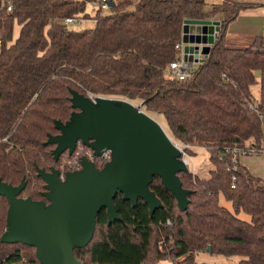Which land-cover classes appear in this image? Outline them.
<instances>
[{
  "label": "trees",
  "instance_id": "trees-1",
  "mask_svg": "<svg viewBox=\"0 0 264 264\" xmlns=\"http://www.w3.org/2000/svg\"><path fill=\"white\" fill-rule=\"evenodd\" d=\"M94 1L0 0V180L12 187L24 180L18 198L48 204L36 168L49 172L60 165L62 156L55 162V146L45 142L59 133L54 122L66 123L75 112L70 91L139 101L146 114L162 116L192 156L190 149H205L209 168L204 177L177 174L188 192L182 209L157 176L148 187L160 203L152 216L144 201L132 207L118 193L116 219L110 222L102 209L91 242L74 257L81 264H196L204 253L264 264V183L223 155L225 147L264 150L262 40L244 49L225 42L238 15L264 8V0H119L106 14L86 13ZM74 17L95 26L73 31L61 24ZM185 20L220 25L209 54L179 81L166 71L180 56L175 47ZM7 209L0 196V237ZM0 264L40 263L34 248L0 243Z\"/></svg>",
  "mask_w": 264,
  "mask_h": 264
},
{
  "label": "water",
  "instance_id": "water-1",
  "mask_svg": "<svg viewBox=\"0 0 264 264\" xmlns=\"http://www.w3.org/2000/svg\"><path fill=\"white\" fill-rule=\"evenodd\" d=\"M219 25L209 20L184 21V61L197 64L209 54ZM70 94L75 112L66 123L55 121L59 133L49 135L45 142L55 146L54 161L65 153L71 157L78 145L89 148L97 158L110 151V161L97 169L82 158L81 169L66 174L64 180L54 168L49 172L36 168L44 182L42 196L48 204L18 198L25 188L24 180L17 187L0 180V196L8 203L0 243L34 248L40 264H81L74 250L91 242L96 217L102 209H106L110 222L116 219L113 200L118 193L132 207L139 199L144 201L152 216L160 205L148 189L154 176L160 178L178 208L187 206L188 192L182 189L177 174L188 170L162 127L142 111V103L136 107L126 100H91L75 91Z\"/></svg>",
  "mask_w": 264,
  "mask_h": 264
},
{
  "label": "rangeland",
  "instance_id": "rangeland-1",
  "mask_svg": "<svg viewBox=\"0 0 264 264\" xmlns=\"http://www.w3.org/2000/svg\"><path fill=\"white\" fill-rule=\"evenodd\" d=\"M133 1V0H131ZM116 2H119V0H116ZM87 11L90 13L91 8L88 5ZM105 14L108 13V10H102ZM93 14V13H91ZM95 26V22L93 20H79L75 24L69 25L67 28L73 31H81V30H89L93 29ZM19 27L15 26L14 28V38L18 36ZM256 90V89H255ZM255 97H258V93L255 92ZM133 105L138 107L140 105L139 101H130ZM152 117L158 124L162 127L164 132L167 134V136L171 139V141L176 142L170 135L169 130L164 122V119L160 115L152 114L149 115ZM180 145H182L179 142H176ZM183 146V145H182ZM189 149H186V155L190 157V167L189 171L197 173L201 177H204L206 175V172L209 168V154L205 149H190L192 152L195 153L194 156H192L189 152ZM91 154L90 151L86 149V147H83L81 145H78L76 148L75 153L68 157L67 155H63L60 161V165L57 168V170L60 172L61 178L64 180L65 175L68 173H72L75 171L80 170V163L82 158H86L87 160L91 161ZM240 163L245 166L248 171L257 178H260L262 182L264 183V154L261 152H256L253 154H249L247 156H244L241 158ZM94 164L97 169H101L105 163L95 162ZM103 164V165H102ZM221 203L230 208V204L225 203L223 200H221ZM241 218H246L245 215L241 214ZM238 259L237 258H223V257H216L211 256L209 254L200 253L197 255L196 258V264H237Z\"/></svg>",
  "mask_w": 264,
  "mask_h": 264
},
{
  "label": "built area",
  "instance_id": "built-area-1",
  "mask_svg": "<svg viewBox=\"0 0 264 264\" xmlns=\"http://www.w3.org/2000/svg\"><path fill=\"white\" fill-rule=\"evenodd\" d=\"M89 6H90L91 10L93 8L100 9V10H108L109 0H95ZM78 21H79V19L77 17L67 18V19H64L61 22V24L68 27L69 25L75 24ZM183 46H184V44L182 43V41L176 45L175 48L180 51V56L178 59H176L175 61H173L169 64V67L166 71V75L169 78L176 79L179 81H183V80L188 79L192 75V71H193V68L195 65V63L192 61H184V59H183ZM199 53H200V51H199ZM88 98H90L91 100H94L97 97L88 96ZM254 98H256V97L254 96ZM172 143L175 146V148L180 152V154H181L180 161L184 164V166L188 170L190 167V157H188L186 155L187 147L184 145L182 146V145H180L176 142H173V141H172ZM86 149L90 151V154H91L90 157H91L92 163H94V161H95V162H100V163L106 164L111 159L110 151H104L102 153V155L97 158L94 156L93 151H91L89 148H86ZM253 153H256V151L254 149H243V148H238V147H225L223 150V155L229 156L230 162L234 165L239 163L242 157L247 156L249 154H253ZM261 153L264 154V150ZM80 168H81V163H80ZM188 172H190V171L188 170ZM190 173L195 174L194 172H190ZM60 179L63 180L61 178V175H60ZM234 182H235V179L233 178L232 183H234ZM232 187H233V185H232ZM166 224L170 225V222L168 221Z\"/></svg>",
  "mask_w": 264,
  "mask_h": 264
},
{
  "label": "crops",
  "instance_id": "crops-1",
  "mask_svg": "<svg viewBox=\"0 0 264 264\" xmlns=\"http://www.w3.org/2000/svg\"><path fill=\"white\" fill-rule=\"evenodd\" d=\"M118 3L116 0H109ZM207 5H219L223 0H204ZM87 10V9H86ZM86 13H89L86 11ZM255 38H261L264 46V8L241 12L225 32V42L229 47L244 49L251 45ZM256 89V90H255ZM258 86L253 88L258 93Z\"/></svg>",
  "mask_w": 264,
  "mask_h": 264
}]
</instances>
